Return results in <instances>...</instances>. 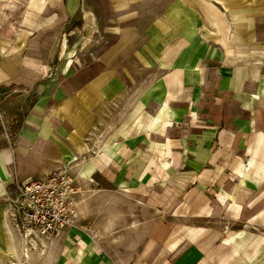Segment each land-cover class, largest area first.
<instances>
[{
	"label": "crops",
	"instance_id": "crops-1",
	"mask_svg": "<svg viewBox=\"0 0 264 264\" xmlns=\"http://www.w3.org/2000/svg\"><path fill=\"white\" fill-rule=\"evenodd\" d=\"M199 1L0 0V264L9 197L66 165L150 214L133 264H264V0Z\"/></svg>",
	"mask_w": 264,
	"mask_h": 264
},
{
	"label": "rangeland",
	"instance_id": "rangeland-1",
	"mask_svg": "<svg viewBox=\"0 0 264 264\" xmlns=\"http://www.w3.org/2000/svg\"><path fill=\"white\" fill-rule=\"evenodd\" d=\"M94 4V11H100L101 0H96ZM100 1V2H99ZM194 6H200L199 0H189ZM224 1V0H220ZM241 1L243 0H236ZM251 1V0H244ZM255 1V0H253ZM112 3V2H111ZM9 5V4H8ZM11 5V4H10ZM258 5H253V11L257 9ZM10 7V6H9ZM13 7V8H12ZM10 16L13 21L17 18L23 17V8L19 5H13ZM5 10L7 7L4 8ZM238 10V9H237ZM11 13V12H6ZM68 31L66 30V33ZM63 39L67 42L65 34H62ZM127 110H125L126 112ZM132 110L128 111L125 117V121L133 118ZM121 111L119 114H122ZM121 115L117 116V120ZM123 117V116H122ZM121 117V118H122ZM66 168L70 169L69 173L74 175L73 167L66 165ZM75 176V175H74ZM78 194L76 195L79 219L76 224V228L79 230V236L75 243H61L53 251L52 247L41 248L35 250L36 246L33 242L25 243L27 234L24 231H15L17 239V249L19 258L14 262L17 264H133V257L141 246V242L147 235L152 217L150 214L137 206L136 201L128 198H117L116 196H106L97 191L86 178L76 177ZM208 222L207 219H204ZM24 237V238H23ZM92 242L94 249L83 247L84 239ZM29 238V237H28ZM26 245L30 250L29 256L24 258L22 249ZM32 246V247H31ZM71 247V248H70ZM81 250L96 252L90 254L89 257L84 255L81 258L75 260H68L67 253L69 251H77L81 253ZM81 251V252H80ZM64 254V255H63ZM6 261H9L6 259Z\"/></svg>",
	"mask_w": 264,
	"mask_h": 264
},
{
	"label": "built area",
	"instance_id": "built-area-1",
	"mask_svg": "<svg viewBox=\"0 0 264 264\" xmlns=\"http://www.w3.org/2000/svg\"><path fill=\"white\" fill-rule=\"evenodd\" d=\"M69 171L61 167L44 176L21 181L17 195L9 197L10 224L15 231L27 234L25 243L48 248L65 229L77 224L78 189Z\"/></svg>",
	"mask_w": 264,
	"mask_h": 264
},
{
	"label": "bare ground",
	"instance_id": "bare-ground-1",
	"mask_svg": "<svg viewBox=\"0 0 264 264\" xmlns=\"http://www.w3.org/2000/svg\"><path fill=\"white\" fill-rule=\"evenodd\" d=\"M230 1L233 2V0H230ZM64 167H65V166H64ZM64 167H63V168H64ZM12 233H13V232H12ZM8 235H9V234H8ZM12 235H13V234H12ZM9 237L11 238L12 236L9 235ZM23 238H24V237H23ZM35 246H36L35 250H37V249H38V246H37L36 244H35ZM31 247H32V246H31ZM23 252H24V254H23V255H24V258L27 257V256H29V254H30V250L28 249V247H27L26 245L23 246ZM17 258H18V256H17L15 253H13V259L11 260L13 264H16V263H15V262H16L15 260H17ZM14 261H15V262H14Z\"/></svg>",
	"mask_w": 264,
	"mask_h": 264
}]
</instances>
